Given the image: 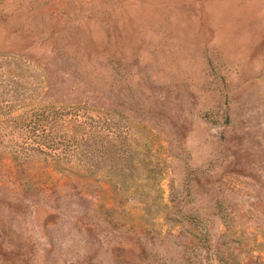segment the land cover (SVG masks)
<instances>
[{"label":"rangeland","instance_id":"1","mask_svg":"<svg viewBox=\"0 0 264 264\" xmlns=\"http://www.w3.org/2000/svg\"><path fill=\"white\" fill-rule=\"evenodd\" d=\"M0 264H264V0H0Z\"/></svg>","mask_w":264,"mask_h":264}]
</instances>
